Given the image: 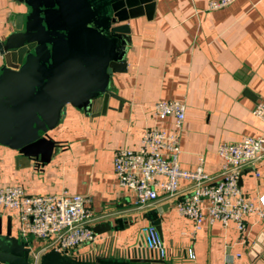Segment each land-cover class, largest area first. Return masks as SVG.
Segmentation results:
<instances>
[{
	"label": "crops",
	"instance_id": "1",
	"mask_svg": "<svg viewBox=\"0 0 264 264\" xmlns=\"http://www.w3.org/2000/svg\"><path fill=\"white\" fill-rule=\"evenodd\" d=\"M154 1L151 18L144 14L127 22L126 71L112 79L113 91L123 101L109 98L105 109L92 115L67 106L63 122L49 132L57 146L46 163L0 145V186L20 185L29 195L67 191L89 198L98 238L76 249L78 255L126 257L140 243L147 248L142 228L151 223L145 216L160 210L168 264H224L226 245L242 255L233 264H264V223L256 216L247 217L250 233L244 246L235 245L233 224L226 229L205 222L193 237L192 221L175 208V201L189 193L186 181L181 180L176 195H161L146 207L137 206L134 193L118 186L116 150L138 148L148 127L173 125L172 117L154 119L159 100L186 103L180 167L193 170L202 157L214 181L222 165L220 144L264 137V123L252 113L264 101V0H232L214 10L208 8L210 0ZM26 11L21 2L0 0V43L14 32L15 15ZM3 62L0 55V67ZM241 187L251 199L264 194V158L242 169ZM130 216L133 223L113 230L115 220ZM0 218L4 230L10 223L12 235L20 239L17 212L0 208ZM190 249L195 259L189 257Z\"/></svg>",
	"mask_w": 264,
	"mask_h": 264
},
{
	"label": "water",
	"instance_id": "2",
	"mask_svg": "<svg viewBox=\"0 0 264 264\" xmlns=\"http://www.w3.org/2000/svg\"><path fill=\"white\" fill-rule=\"evenodd\" d=\"M27 11L15 15L12 32L0 43V145L28 160L48 162L57 146L49 132L63 122L67 106L85 114L105 109L115 74L126 71L130 19L154 13V0H16ZM241 184V179H240ZM160 210L145 218L160 236ZM135 218H119L122 230ZM107 230L112 226L108 224ZM95 233L99 228L96 226ZM0 264H168L140 243L126 257L66 256L55 250L33 262L31 249L4 230L0 218Z\"/></svg>",
	"mask_w": 264,
	"mask_h": 264
},
{
	"label": "built area",
	"instance_id": "3",
	"mask_svg": "<svg viewBox=\"0 0 264 264\" xmlns=\"http://www.w3.org/2000/svg\"><path fill=\"white\" fill-rule=\"evenodd\" d=\"M232 0H210L209 9L228 6ZM184 101L159 100L153 106V117L161 122L173 118L170 129L158 125L145 129L140 146L136 149L120 148L113 159L118 186L134 193L136 204L146 207L161 195L174 196L180 191L181 180L189 184V193L175 201L177 212L192 221V236L202 230L203 224L221 223L224 228L233 224L237 231L235 245L247 244L250 226L247 217L254 215L264 223V194L251 199L242 190V169L264 158V137H246L240 142H224L218 146L221 170L215 177L208 174L204 158L200 157L195 169L180 167V135L186 120ZM253 115L264 123V101L258 102ZM257 176L259 174L257 173ZM0 208L18 214L19 235L31 249L33 262L55 250L66 256L78 255L76 249L97 240L91 222L93 211L89 198L63 191L60 194L29 195L20 185L0 186ZM146 247L165 256L163 240L152 224L142 228ZM241 253L234 254L226 245L224 264H233ZM189 257L195 253L189 250Z\"/></svg>",
	"mask_w": 264,
	"mask_h": 264
}]
</instances>
